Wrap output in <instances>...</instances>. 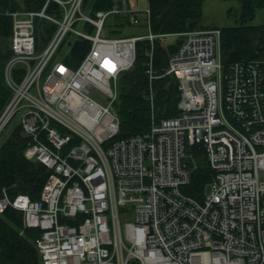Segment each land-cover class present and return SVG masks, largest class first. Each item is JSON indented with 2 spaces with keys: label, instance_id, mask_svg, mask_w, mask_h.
<instances>
[{
  "label": "built area",
  "instance_id": "1",
  "mask_svg": "<svg viewBox=\"0 0 264 264\" xmlns=\"http://www.w3.org/2000/svg\"><path fill=\"white\" fill-rule=\"evenodd\" d=\"M58 4L59 15L45 12ZM83 0H45L38 11L15 9L2 77L10 91L0 132L15 118L29 139L27 160L49 173L37 199L0 197L39 229V264H264V59L222 65L219 30L156 34L148 8L139 18L128 2L93 16ZM116 15L144 34L108 36ZM54 25L37 47L34 20ZM88 25L92 30L84 29ZM90 45L75 67L63 63L69 39ZM177 43L162 77L180 93L175 116L148 131L113 139L117 82L132 67L135 43ZM149 97V101L151 100ZM202 146L214 172L200 199L189 182L186 149Z\"/></svg>",
  "mask_w": 264,
  "mask_h": 264
},
{
  "label": "trees",
  "instance_id": "2",
  "mask_svg": "<svg viewBox=\"0 0 264 264\" xmlns=\"http://www.w3.org/2000/svg\"><path fill=\"white\" fill-rule=\"evenodd\" d=\"M150 14L149 27L156 34L218 28L219 59L222 65L232 62L264 59V24L251 25L254 14L264 10V0H236L240 14L233 26L218 27L201 23V4L204 0H146ZM45 0H0V115L8 101L10 91L2 77L3 64L9 52L11 19L7 12L15 9L38 11ZM116 0H83L82 9L93 16L96 10L106 11ZM45 12L59 15L58 4L47 3ZM120 17L110 15L104 23L107 35H117L124 26ZM54 25L45 19L34 20V39L37 47L42 46L54 32ZM84 29L92 30L88 25ZM161 43L156 39L151 45L150 67L155 78L148 80V52L150 42L138 40L135 43V58L132 67L122 71L116 78L117 98L113 109L119 122L113 139H125L146 133L153 120L175 116L180 96L177 82L171 74L162 75L167 57L175 50L177 43ZM67 52L61 56L63 63L75 67L83 58L90 43L85 39L71 38L64 43ZM151 100L149 101V97ZM10 123V122H9ZM0 142V197L8 198L26 194L28 199H37L46 181L49 170L37 160H27L23 149L29 139L22 133L21 126L14 122ZM1 133V132H0ZM202 146L193 143L186 151V167L189 182L180 189L191 198L200 199L211 181L214 172L209 168ZM7 206L0 212V264H39L35 240L39 236L37 227H24L21 211Z\"/></svg>",
  "mask_w": 264,
  "mask_h": 264
},
{
  "label": "rangeland",
  "instance_id": "3",
  "mask_svg": "<svg viewBox=\"0 0 264 264\" xmlns=\"http://www.w3.org/2000/svg\"><path fill=\"white\" fill-rule=\"evenodd\" d=\"M119 1V0H116ZM128 2V7L131 11H136L139 18H143V12L147 9L146 0H125ZM201 23L203 25L210 26H233L237 23L238 15L240 14L239 5L236 0H204L201 4ZM251 25L263 23L264 24V10H258L252 19L249 22ZM120 33L113 35L116 37L121 36H134L137 34H144V31L140 26L129 27L124 25L121 27ZM111 36V35H108ZM15 122V118L8 123L5 128L0 133V142L3 141V138L7 134L8 129Z\"/></svg>",
  "mask_w": 264,
  "mask_h": 264
},
{
  "label": "crops",
  "instance_id": "4",
  "mask_svg": "<svg viewBox=\"0 0 264 264\" xmlns=\"http://www.w3.org/2000/svg\"><path fill=\"white\" fill-rule=\"evenodd\" d=\"M216 26V25H215ZM219 27V26H218Z\"/></svg>",
  "mask_w": 264,
  "mask_h": 264
}]
</instances>
